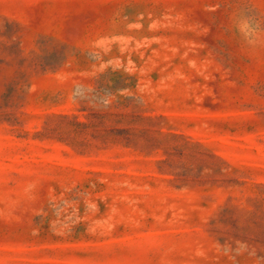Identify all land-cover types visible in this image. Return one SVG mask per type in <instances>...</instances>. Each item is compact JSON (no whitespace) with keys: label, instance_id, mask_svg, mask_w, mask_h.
Returning a JSON list of instances; mask_svg holds the SVG:
<instances>
[{"label":"rangeland","instance_id":"rangeland-1","mask_svg":"<svg viewBox=\"0 0 264 264\" xmlns=\"http://www.w3.org/2000/svg\"><path fill=\"white\" fill-rule=\"evenodd\" d=\"M0 264H264V0H0Z\"/></svg>","mask_w":264,"mask_h":264}]
</instances>
